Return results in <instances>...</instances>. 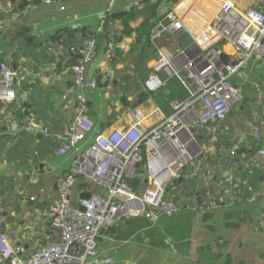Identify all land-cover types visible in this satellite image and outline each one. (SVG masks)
<instances>
[{"label": "built area", "instance_id": "built-area-1", "mask_svg": "<svg viewBox=\"0 0 264 264\" xmlns=\"http://www.w3.org/2000/svg\"><path fill=\"white\" fill-rule=\"evenodd\" d=\"M9 1L0 0V11L15 21L21 12ZM27 1L26 9L29 10L33 3ZM41 1L55 4L61 0ZM110 1L104 22L106 13L117 2ZM142 3L143 0H129L128 10L140 8ZM172 7L151 29L149 39L155 59L142 89L153 94L168 92L170 81L177 79L187 97L170 101L169 110L157 103L147 104L148 101L124 109L120 115L122 122L100 130L85 146L95 129L89 117L86 90L99 86L96 78L87 77L88 66L98 56L97 40L88 39L79 50H73L72 54L80 55L77 63L69 67L74 73L75 85L64 92L63 99L66 104L75 102L76 113L56 136L62 142L54 155L65 157L72 153L74 162L58 179L55 189L40 188L38 193L28 196L32 202L49 201L41 210L40 229L33 231L32 251L23 241L14 240L13 218L4 214L0 206V264H113L114 257L104 254L100 248L102 230L117 225L122 216H143L156 225L165 216L176 215L180 207L175 195L182 187L176 183L178 179L183 178L188 186L202 181L207 183L206 188L216 179V172L209 168L208 153L212 150L234 158L230 167L221 171L224 179L218 183V192L221 187L225 190L219 202L233 203L240 183L247 185L248 201L259 202L263 207L260 227L264 229V185L258 190L255 184L241 180V172L245 169L264 171V143L253 156L242 153L240 159L235 158L240 146L252 148L250 136L260 138L263 134L264 111L260 110L264 108V90L259 88L258 95L251 101L250 136L245 133V137L234 138L222 125L233 108L243 107L246 100L243 88L233 78L253 61L264 63V10L254 5L240 9L233 0H225L211 22L192 35L194 32L186 27L181 12L177 11L181 3ZM3 32L7 34L11 30L4 28ZM184 33L192 36L188 46L182 47L175 42V48L166 50L165 45L171 44L168 42L181 39ZM119 47L123 46L115 42L109 46V59ZM49 49L59 56L66 52L63 44L53 47L52 42H49ZM10 50L13 55L21 52L18 43H12ZM24 72V68L14 67L11 60L0 62V101L5 105L18 100L17 87ZM111 76L112 69H108L106 79ZM0 113L5 127L15 128L14 133L27 129L45 137L54 135L43 116L30 115L21 123L5 106ZM201 131L213 133L211 144L199 141L197 133ZM224 137L235 139L237 143L233 148L228 147L221 140ZM144 161L148 184L138 192L132 181L139 176V166ZM240 164L243 167L238 172ZM19 171L18 180H23L28 170ZM80 177L92 187L89 195L79 191ZM215 197L209 193V203L201 205L193 201L192 210L205 212L219 207ZM21 219V227L32 222L29 216Z\"/></svg>", "mask_w": 264, "mask_h": 264}, {"label": "crops", "instance_id": "crops-1", "mask_svg": "<svg viewBox=\"0 0 264 264\" xmlns=\"http://www.w3.org/2000/svg\"><path fill=\"white\" fill-rule=\"evenodd\" d=\"M160 1L164 2L157 5L158 0H143L142 6L134 9L135 13L130 12L123 19L130 22L131 29L128 33L124 31V24L120 19H108V22H104V13L110 0H61L55 4L44 1H36L34 4L32 1V7L26 11L23 1H9L11 6L15 5L18 9L24 7L15 21L7 13L0 11V62L11 60L14 67L25 69L17 87L18 100L12 103L14 111L19 113L13 116L16 121L24 123L26 118L22 116L21 110L28 105L36 115L46 119L54 134L52 137H45L27 129L19 134L14 133L15 128L10 130L5 127L0 113V206L4 214L13 218L14 240L23 241L31 251L34 248L33 231L40 229L41 210L49 201L46 199L32 202L28 200V196L38 193L40 188L55 189L58 179L74 162L72 153L65 157L54 155V150L62 142L56 136L63 132L76 113L75 102L66 104L63 99L64 92L72 90L69 89L73 82L69 70L72 54L65 52L62 56L57 55L49 49V42H52L53 47L60 45L55 36L65 30L74 29V41L82 47L88 40L83 30L97 33V41L98 44L100 41L101 47L98 49L97 58L89 67L88 79L101 71L106 82V71L112 69V76L109 77L106 87L101 86L99 81L100 87L86 90L90 104L89 117L95 124L94 131L85 143L87 146L97 132L116 127L122 122L120 115L126 108L122 104L121 96L115 95L114 78L120 72L119 68L124 65L128 67L123 72L138 75L135 70L136 59L132 54L137 45H141L146 52L144 68L149 73L155 59V50L152 44L145 47L144 41L150 40L151 29L157 19L174 8L172 6L181 3L177 11L181 12L186 27L195 35L211 22L225 0ZM233 1L240 9L264 4V0ZM117 3L121 9L129 12V0H117L115 6ZM4 28H9L11 32L4 34ZM187 36L192 37L190 34ZM112 40L123 46L118 49L123 56L117 55L113 61L107 56L109 46L114 44ZM178 40L173 42L180 43L182 47L190 44L181 40L177 42ZM173 42L165 45L166 50L176 47ZM12 43H18L21 48L19 55L11 54ZM256 62L258 61H253V69L248 77L253 78V70H260V65H255ZM246 71L247 69L244 70L245 74ZM143 80L138 81L133 88L142 89ZM256 80L262 79L255 78L251 81L250 78H245L244 88L249 85L252 87ZM262 82L264 84V79ZM254 93L246 95L252 100ZM153 98L155 100L147 99V104L158 103ZM143 106L146 107V104ZM229 124L233 129L232 124L235 123L232 119ZM234 127L238 131V127ZM246 133L249 134L248 129ZM21 169L23 172L28 170V174L22 172L24 179L18 180ZM35 178L37 180L33 182ZM254 180L256 188L261 190L264 179L260 180L255 176ZM193 197L195 198L194 194ZM192 213L191 216L185 214L176 223L170 216H165L159 225H152L143 216H122L112 230H102L100 248L104 254L114 257L113 264H221L227 257H230L229 264H264V229L260 227L263 213L261 203L249 202L244 197L236 205L219 206L205 212L193 210ZM204 213H209L208 218L204 217ZM22 216L31 217L32 222L21 227ZM49 232L54 234L53 229ZM54 237L58 239L57 234Z\"/></svg>", "mask_w": 264, "mask_h": 264}, {"label": "trees", "instance_id": "trees-1", "mask_svg": "<svg viewBox=\"0 0 264 264\" xmlns=\"http://www.w3.org/2000/svg\"><path fill=\"white\" fill-rule=\"evenodd\" d=\"M11 1H16V0H11ZM19 1H23L24 6H25V10L29 5V2L27 0H19ZM33 3L35 4L36 1H41V0H32ZM164 1H160L158 0L157 5H159L160 3H163ZM122 4V3H120ZM14 5V4H13ZM15 7V5H14ZM259 9L264 10V4L262 6H258ZM16 10L20 11L21 9H18L17 7H15ZM130 12H134V10H131L129 12L124 11L123 9L120 8L119 3H117V5L115 7H113L111 9L110 12L106 13V22H108V19H112V20H122L123 24H124V31L126 33H128L131 29L130 26V22L129 21H124L123 19L126 17H128V14ZM135 13V12H134ZM134 15V14H133ZM150 23V22H149ZM109 26H107L108 29ZM76 30L74 29H70V30H65L64 32H61L60 34H57L55 36L56 40L58 41V44H63L65 46L66 52L67 54L70 53L72 54L73 50H79L81 48V46H78V44H76V42L74 41V39L76 38ZM78 31V30H77ZM99 33V32H98ZM83 34L87 39H91V38H95L96 40H98L97 38V33H91L90 31H84L83 30ZM102 38V36H100ZM86 39V40H87ZM112 39H114V37H112ZM115 40V39H114ZM150 41V40H149ZM148 40L144 41L145 43V47H148L151 45V43ZM112 42H115L112 40ZM98 44V41H97ZM150 44V45H149ZM144 45V44H143ZM141 45H137L136 47L133 48L132 50V54L134 55V59H136V72L138 73V75H132L130 73L126 72H118L117 76L114 78L113 84L115 85V93H117L118 95L121 96L122 98V104L124 106V108L128 109L132 106H136L138 104H141L142 102H145L147 99H154L153 97L156 98L157 100V104H160L164 109L168 110L169 109V105H170V101H173L175 99H185L187 97V93L182 89V87L179 84V81L177 79H173L170 81L169 85H168V92L163 90L160 92V94H156V93H148L146 91H144L143 89H138V92L133 93L135 84L138 83V81H142V79H146L147 78V73H146V69L144 68V59L146 58V52L142 50V47H140ZM99 47H101L100 45V41L98 44V49ZM119 48H115L112 57L110 58L112 61L115 60L114 58L118 55L119 57H122V53L118 50ZM109 50V49H108ZM66 56V55H65ZM72 61L69 59V62L71 63V65H74L75 63H77V61L80 59V55L79 54H72ZM260 62V61H258ZM91 65V64H90ZM87 69V77H88V70L89 67ZM247 69L246 74L244 73V70ZM253 69V62L249 63L244 69L243 71L237 75V80H234L235 77L233 78V81L239 85V86H243L244 79L245 78H249L248 75L250 74L251 70ZM130 70V69H129ZM71 74L73 76V82L71 83V86L69 89H72L75 85V79H74V73L71 71ZM133 76V77H132ZM91 78H96L98 81L101 82V86H107L108 83V79H106V82L104 81V79L102 78V72H96L95 75ZM105 78V77H104ZM260 81L256 80V84L254 82V85H251L252 87H250V85L245 89V93H254V96L258 95L259 92V88L261 90H264V84H263V79H264V75H261L259 77ZM143 80V81H144ZM244 87V86H243ZM133 93V94H132ZM133 95H135L134 98H131ZM131 96V97H130ZM246 100L243 103V107L240 106V108H238V112H234L235 115L233 114H229V116L226 118L225 122L222 123V125L224 127H227L229 130V134L232 137H240L242 138V136L245 137V134H243V132L239 131V130H243V125H242V110L245 109V105L247 101H252L251 98L249 97V95H246ZM155 100V99H154ZM253 102V101H252ZM251 103V102H250ZM2 106L7 107L11 113L13 115H17L19 113L14 111V107L12 105V103H9L8 105H5L4 103H2L0 101V108ZM12 109V110H11ZM21 113L23 114L22 116L24 118L30 116V115H36V112L29 107L28 105L23 106V109L21 110ZM230 119L233 120V122L235 124H232V128L231 129V125L229 124ZM234 126L238 127V131L235 130ZM246 128V126H244ZM247 129V128H246ZM247 132V131H246ZM245 132V133H246ZM213 133L208 132V133H203L202 131L197 133V137L199 139V141L202 142H207L209 144H211V140L213 138ZM248 136H250L248 134ZM222 138V142L223 144H225L228 147L233 148V146L235 145L234 143H237V141H232L231 139L228 138L225 139L226 141H224ZM250 142H251V149H247L246 147L240 146L237 149V152L235 154V158L236 159H240V155L242 153H246L248 157L253 156L258 149H260V147L262 146V144L264 143V136H261L260 138H256V137H252L250 136L249 138ZM214 142V143H218ZM234 144V145H233ZM209 155V168L213 171L216 172V179L211 180V183H209L207 185V188H203L200 185H198L200 183V181H198L197 184L194 183H190L191 186L186 185L185 181H183V178H180L177 180L176 183L181 184V190H179L176 195H175V200L178 202L180 210L179 212L172 216L171 218H173L174 223H176L180 218H184L186 215L191 216L193 213L192 210V206H193V201H197L199 202V205H201L203 202L209 203L210 198H209V193H211V196H216L215 199L219 202V199L224 196L223 191L225 190L223 187L220 188L219 192H215L216 190H218V183L224 179V175H222L223 173L221 172L222 169L224 168H229L232 161L234 160V158L229 155L228 153H222L219 150H212L209 151L208 153ZM145 161L140 164L139 166V176L132 181V186L133 188L138 191L141 192L148 184V179L146 177V168H145ZM243 166H241V164L238 166L237 171H240V168H242ZM255 176H257L258 179L262 180L264 179V171L263 169H253L250 168L246 171L241 172V180L242 181H247V182H251L254 184L255 180ZM79 191H82V194L84 195H89L92 192V187L89 188V185L85 182V179L83 177L79 178ZM195 193V194H194ZM193 194L195 195V198L193 197ZM250 194L249 188L247 185H244L243 183H240L239 187L237 188V193H236V199L235 201L232 203L230 201L226 202L224 201V203H220L219 206H224V205H236L239 204L245 197V199L248 201V196ZM191 197V198H189ZM196 211V210H194ZM186 214V215H185ZM209 213H204V217L208 218ZM114 227V226H113ZM108 228L105 230H109L112 228ZM176 229H178V225L175 224ZM230 262V257H227L225 259L224 262H222L221 264H229Z\"/></svg>", "mask_w": 264, "mask_h": 264}, {"label": "rangeland", "instance_id": "rangeland-1", "mask_svg": "<svg viewBox=\"0 0 264 264\" xmlns=\"http://www.w3.org/2000/svg\"><path fill=\"white\" fill-rule=\"evenodd\" d=\"M180 38H181V39H179L177 42H180V40H181V42H184V43L189 44V43H191V40H192L191 38L187 37V35H186L185 33H184ZM173 43H175V42H173ZM187 44H186V45H187ZM167 52H168V54H169V51H167ZM131 63H132V60H130L129 64H131ZM255 65H260V66H259L260 70H257V71L253 70V78H252V77H249L251 81L254 80L255 78H259V77H260V74H263V75H264V63H262V61H261V64H260L259 62H256ZM126 67H128V66H127V65H124L123 67L119 68V69H120V72H123V71L126 69ZM258 72H261V73L259 74ZM236 78H238V77L236 76L234 80H236ZM249 78H248V79H249ZM98 87H100V85H99ZM134 90H135V91H133V93L138 92V88H135ZM243 91H244V93H245V89H244V87H243ZM133 93H132V94H133ZM116 94H117V93H115V95H116ZM117 95H118V94H117ZM245 96H246V93H245ZM245 106H246L245 109L242 110V112H243V114H242V125H243V130H244V131H247V129H248V130L250 129L249 125H250V123L252 122V121H251V118H250V116H249V111H251V108H252V107H251V103H250L249 101L246 102ZM239 108H240V107H239ZM260 111H264V108L261 109ZM234 112H238V108H235V107H234L230 114L235 115ZM244 126H247L248 128L246 129ZM263 130H264V128H263ZM225 139L228 140V138H225ZM225 139H223V140L226 141ZM200 183H201L200 186L206 189V184H207V183L202 182V181H201ZM194 194H195V193H194ZM189 198H191V197H189ZM159 224H160V223H159ZM159 224H158V225H159Z\"/></svg>", "mask_w": 264, "mask_h": 264}]
</instances>
